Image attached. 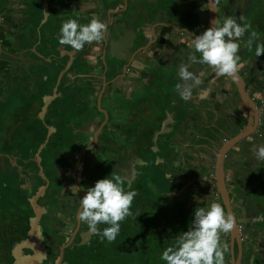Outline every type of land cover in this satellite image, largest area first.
Here are the masks:
<instances>
[{
    "label": "flooded vegetation",
    "instance_id": "obj_1",
    "mask_svg": "<svg viewBox=\"0 0 264 264\" xmlns=\"http://www.w3.org/2000/svg\"><path fill=\"white\" fill-rule=\"evenodd\" d=\"M240 1L242 9H237L235 0H223L222 4L218 2L216 17L223 20L231 16L240 23L251 24L250 31L254 30L260 36L257 43H264V0ZM32 3H29L25 17H31L33 29L17 33L22 34V37L30 36L28 40L20 39L21 43L30 44L29 49L17 52L5 46L0 33V264H13V245L21 246L26 254H32L25 242L28 218L35 216L34 208L39 211V242L45 252L41 264H136L137 260L139 264H155L158 255L153 251L147 253L144 243L148 241V245L153 244L155 247L161 227L167 230L168 239L173 238L176 211L172 206L175 204L164 198L163 194H175V185L187 181L189 176L186 171L180 172L173 167L174 152L170 141L165 150H159L161 155L153 147L158 142L154 144L151 138H160L161 135H156V129L149 126L157 122L166 123L167 119L163 117L161 121L152 108H146L145 103H141L137 94L132 93L130 96L122 88L117 90V94L113 93L112 86L119 89L118 84L125 81L129 67L118 62L117 72L112 62L104 64L102 47L100 58L90 63L100 69L97 82H93L92 78H78L83 71L90 70V64H87L88 61L85 64L78 62L71 53L72 49L59 44L58 29L50 32V35L46 34L50 29L48 24H44L40 30V40H37L34 31L36 4ZM207 3L204 11L207 19L204 24L199 21V11L186 14L185 18L190 21L188 23L173 18L178 25L190 29L192 36L186 33L187 37L192 39L199 28L206 30L209 20ZM57 10L63 11L59 8ZM238 14L239 19L236 16ZM58 16V13L49 16L55 27L60 26L56 24ZM0 18L7 23L8 19ZM26 24H30L29 20H26ZM10 31L4 35H7L11 45L14 38ZM248 35L250 32L245 34L244 39ZM191 39L186 40L180 36L175 39L176 48L170 62L175 64L174 77L178 75L179 65L186 63L188 54H191ZM138 43L137 36L136 48L130 56L139 48ZM64 52L70 53V64L66 69ZM254 55L251 53L248 57L253 59ZM249 58L242 59V66L246 67L247 72L239 69L238 73L248 90L251 87L264 88V73L257 75L259 71H264V54L255 57L256 61ZM161 67L165 68V65ZM199 73L201 71L196 75ZM206 73H202L201 79H205ZM226 79L233 84L228 77ZM213 80L217 81L218 86L214 85L209 91L210 99L219 98V87L223 89L222 79L214 77ZM147 82L148 89V84L152 86L151 82L154 81L148 77ZM204 84L205 80L198 86L200 94L206 90ZM262 98L264 95L259 102L254 100L259 114L263 111L260 104ZM204 111V108L200 111L203 117L206 114ZM37 117L40 120H35ZM168 125L164 128H168ZM218 125L213 128L215 138H219ZM150 167L154 170L152 184L157 187L153 192L162 190L163 193L150 194L157 196L155 203L147 198L143 185L144 178L151 177L146 174ZM113 175H122L125 190L137 191L138 196L132 205L136 219L128 217L121 224L116 240L108 243L90 233L87 225L78 221L76 214L79 199L85 190L94 186L97 180L111 178ZM159 176L163 178V184L156 180ZM205 180L204 175L202 183L205 192H212ZM247 183L248 192L227 191L241 243H251V239H254L251 231L262 228L260 223L264 220V179L256 174L254 180ZM72 186L80 190L76 192ZM200 190L194 189L188 193L204 194ZM216 191L215 184L213 193L217 196L214 200L222 205ZM34 196L35 206L32 203ZM261 196L263 198L259 200ZM165 200L170 203H165ZM166 212L168 217L165 220L168 221L160 222V216ZM106 226L99 225L101 230ZM236 253L234 249V257ZM256 254L255 251L254 255L258 256Z\"/></svg>",
    "mask_w": 264,
    "mask_h": 264
},
{
    "label": "crops",
    "instance_id": "obj_2",
    "mask_svg": "<svg viewBox=\"0 0 264 264\" xmlns=\"http://www.w3.org/2000/svg\"><path fill=\"white\" fill-rule=\"evenodd\" d=\"M41 1L42 0L34 1L36 4L35 16H39V19L42 16V11L40 10L41 6L39 4ZM62 1L66 2V4ZM48 2V10L51 13L56 12L57 8L62 10L66 9L71 12L70 16L67 17L68 19L77 18L82 24L88 23L94 16L98 17L107 25V32H109L111 25L119 21H124L128 28L139 31L137 34L139 48L132 53L128 65H126L129 69L125 81L118 84L119 89H117L115 85L112 86L114 94H117V90L121 88L130 96L132 93L140 95L142 92L149 91L147 89L148 77H150V74L154 73L158 67L164 65L163 63H167L165 69H167L168 72H159L161 75L167 77V80L163 84L164 87H162L164 88V96L161 97L162 99L156 97L153 100H149V102L153 101L157 106L155 109L151 107L155 112V116L160 117L161 121L163 117H166L167 122H157V124L153 123L149 126L156 129V135H161L159 136L160 138L154 136L151 140L154 144L158 142L157 145L153 146L158 151L165 150L170 141L174 152L173 167H176L180 172L186 171L189 176L187 181L185 180V182L181 184L179 182L175 185V194H166L165 196V198H168L176 206L180 205L184 208L180 214V218L178 220L175 219L173 223V238H167L168 232L165 227L160 228V232L157 236L158 241L155 243V246H157L158 249V259L155 258L156 260L154 263L165 264V262L163 261L164 263H162L160 259L162 251L173 244L179 233L184 231L183 228V231L177 233L175 225L176 227L180 225L179 227L182 228L185 227L184 224H186L188 230L194 217L191 218L187 216L186 211H189L193 216L196 207H206L210 202L216 199L215 197L217 194L213 197L205 193L202 176L205 175L207 181L205 180L204 182L209 185V190H214L216 184V157L218 156V152L248 124V111L242 97L238 93L236 85L227 81L226 77H218L219 80L222 79L221 82H223V89L221 86L219 87L220 92H218V94L220 97H215V100L209 98V91L212 90L214 85H217V81L213 80V78L217 76L207 66L201 67L200 64H192L189 67V71L194 74H197L199 71H201L199 75L207 72L205 79L202 78V81L205 80L204 90L206 89L202 94H200L201 89L197 87L193 89L192 96L189 99L183 100L175 91V85L180 82V80L178 75L174 77L173 71L176 70H173V68L175 64L172 63V65L170 63L174 54V49L176 48L174 42L178 36L190 40L191 38L187 37L185 34L188 33L190 36H192V34L190 29L188 30L186 26L178 25V23L174 22L173 18L176 17L188 23L190 21L185 18L187 16L186 14H188L189 11H199L201 16L199 21L204 24L207 19L204 11L208 0L206 2L205 0H119V3L115 0H101V2L100 0H51ZM116 2L117 5H114ZM219 2L222 4L223 0H219ZM235 2L238 4L236 5L237 9H242L243 6L241 1L235 0ZM215 4L217 3L215 2ZM207 6L209 7L208 3ZM28 7L29 0H0V17L2 16L4 19H8L7 23H5V21L3 22L0 18V33L2 34V38H4L5 46H9L17 52H25L26 49L30 47L28 43H21L20 39H22V34H17L22 30V24L26 23L25 16L27 15L26 10ZM103 9H105L104 13L102 11ZM234 13L235 11H233V14ZM178 14L181 16L177 17ZM236 16L239 19V14ZM35 21L37 20L35 19ZM63 22H65V19H58L56 24L62 25ZM262 22L264 24V20H262ZM34 24L37 25L36 22ZM259 25L258 23V26ZM43 27L44 25L40 26V30H42ZM9 29L11 30L10 34H12L11 37L14 38L11 45L8 42L7 35H4V33H8ZM196 31V34L199 35L203 30L199 28V31L198 29ZM141 40L143 44L140 43ZM240 43L241 55L243 56L239 54L241 56L239 69L246 73L247 69L242 66V64H244L242 59L249 58L248 54H255V50L249 52L248 49L243 46V41H240ZM102 46V43L88 44L85 45L82 51H72L71 53L74 54V58L77 59L78 62L80 61L82 64H85V62L88 61L87 64H90L92 61L100 58ZM189 55L190 54H188V56ZM188 56L186 64L189 63ZM255 57L254 55L252 56L253 59H249H251V61H256ZM89 67L90 70L83 71V74L78 75V78L84 80L92 78L93 82L96 83L100 69L92 64H90ZM251 68L254 70L253 67ZM263 73L264 71H259L257 75ZM244 85L252 101L254 102V100H257L259 102V99L264 95L263 86L257 89L251 87L250 90H248L246 84ZM153 87L154 84H152L151 88ZM150 94L157 95V92L154 91ZM206 106L209 108L207 107L206 109ZM202 108H204V112H206L204 117L200 114ZM259 115L260 120L256 122L252 129L248 128L250 131L247 137L231 146V150L228 151L223 160L222 168L227 191L232 190L235 193L238 191L248 192L247 182L250 183V181H253L254 175L260 174L264 179V162L257 161L254 156L256 147L264 144V107L262 114ZM167 124H169L168 128L165 129L164 127ZM216 124L220 126V130L217 132L219 138H215L213 130ZM255 128L256 130L252 132ZM160 151L159 153H161ZM194 189L204 191V194L195 195L188 193L192 192ZM165 221H168V219ZM256 227L257 225L255 228ZM261 227L260 229L257 228L251 231L254 233V239H251V243H241L240 240H238V244L232 243V240H230L232 236L231 233L221 237L223 241L227 242L230 249L229 254L226 255V264H232L231 256L234 249L237 252L236 255L241 251V256L238 257L237 264H249L250 257L255 251L257 252L256 255L259 257L254 255L252 264H264V227ZM259 230L263 231V234L260 233ZM144 246L150 248L153 247V244L148 245V241H145ZM147 253H151V251ZM146 255L149 256L150 254ZM152 256H154V254Z\"/></svg>",
    "mask_w": 264,
    "mask_h": 264
},
{
    "label": "clouds",
    "instance_id": "obj_3",
    "mask_svg": "<svg viewBox=\"0 0 264 264\" xmlns=\"http://www.w3.org/2000/svg\"><path fill=\"white\" fill-rule=\"evenodd\" d=\"M210 10L215 12V8ZM251 27V24L240 23L231 16H226L223 20L215 16L210 27L192 37L189 63L179 65L180 82L175 85V91L181 99H189L193 89L202 83V74L196 75L189 71L190 65H206L217 77L235 78L241 61L240 41H243V46L249 52L255 46L256 57L264 54V43H257L260 36L256 31H250ZM107 31V25L98 17L94 16L84 24L77 18H70L62 23L58 42L79 52L85 45L104 41ZM249 32L250 35L245 40V34ZM254 156L257 161L264 162V144L256 147ZM123 185L122 175L99 179L79 199L76 218L80 223L86 224L88 231L101 241L114 242L120 234L121 224L128 217L136 219L132 205L138 192L125 190ZM72 187L76 192L80 190L77 186ZM193 217L188 230L179 233L173 244L162 251L160 259L165 264H226V255L230 249L221 237L227 236L234 229V215L226 212L219 202L212 201L206 207H196ZM99 225L107 226L101 230Z\"/></svg>",
    "mask_w": 264,
    "mask_h": 264
},
{
    "label": "water",
    "instance_id": "obj_4",
    "mask_svg": "<svg viewBox=\"0 0 264 264\" xmlns=\"http://www.w3.org/2000/svg\"><path fill=\"white\" fill-rule=\"evenodd\" d=\"M35 0H29V3H34ZM51 0H42L40 2V6H41V11H42V16H41V20L38 23V26L34 27V31L37 34L36 36L38 37L37 40H40V26L44 25V24H49L50 29L47 30L46 34L48 33L49 35L51 34L50 32H52L55 29H60V26L55 27L54 22H52L51 20H49V16L53 14V16H56V14L58 13V19H65L68 20L67 17L70 16V11H60L57 10L55 13H51L48 9H49V2ZM114 1V0H111ZM119 3V0H117ZM64 4H66V2L62 1ZM101 2V0H100ZM32 3V4H33ZM117 5V4H116ZM208 5L209 8H215V12L211 11L209 9V20H208V27H210V22L211 20H213L216 16V4L214 0H208ZM103 13L105 11V9L102 10ZM25 20H29L30 24H22V31H29L30 29H33V27H31V20H30V16L25 17ZM26 24V25H25ZM206 28V29H207ZM139 31H136V29H130L127 27L126 22L124 21H119L116 22L114 25L110 26V30L109 32H107V36L106 39L104 41H102V48H103V56H102V60L103 63L106 64L107 61L112 62L111 64L113 65V67L115 68V70L118 72L119 68L116 65L118 62L123 63V65L125 64L124 67H126V65H128V61L130 59V53L133 51L134 48H136L135 42L137 40V34ZM31 32H28V34H30ZM28 37L30 36H23L22 39H26L28 40ZM141 44H143V41H140ZM69 47V46H68ZM69 49H71L69 47ZM63 56L66 58V64H65V69L69 66L70 64V53L69 52H64ZM163 63V62H162ZM164 65H167V63H163ZM114 70V71H115ZM122 70V69H121ZM159 72H168L167 69L162 68V67H158L156 69V71L154 73L150 74L149 80L153 79V84L154 87L151 88V85L148 84V90L149 91H145L140 93V101L141 103H145L146 108H153L155 109V107L157 108V106H154L153 101L149 102L150 99H155L156 97L162 99L161 97L164 96V92H163V88L162 85L165 83V81L167 80V77L165 75H161ZM235 85L237 88L238 93L241 95L242 100L246 106V109L248 111V118H247V126L245 128H243V130L234 138L231 139V141L229 143H226V145L224 146V148L220 149V151L218 152V156L216 157V176H215V181H216V188H217V192L219 193L220 199L222 201V206L225 208L226 212H230L232 213L231 207H230V201H229V196L227 193V189L224 183V175H223V168H222V164H223V160L226 157V154L228 153V151L231 150V146L235 145L237 142H239L240 140H242L243 138L247 137L248 132L250 131L249 129H252L254 127V125L256 124V122L258 121V115H259V110L257 109L256 105L254 104V102L252 101V99L249 97L248 93H247V89L244 85V81L241 78V76L239 75V73L236 74L235 78L232 77H228ZM157 92V95H151V92ZM153 103V104H152ZM38 119L40 120V117L35 118V120ZM249 128V129H248ZM256 130L253 129L252 132H254ZM142 164H145L144 162ZM145 173V172H144ZM143 173V174H144ZM35 198L36 196H34L32 199V203L35 206ZM34 212H35V216L33 217H29L28 218V223H27V239L25 242V246H27L28 248L31 249L32 254H26L22 251V247L21 246H16L13 245L12 246V251H13V264H41L42 260L45 257V252L43 250L42 244L39 242V235H38V215H39V211L34 208ZM233 214V213H232ZM262 220V218H261ZM262 222V221H261ZM238 225L237 222L235 220V227L232 230L231 234V238L230 240H232V243L238 244V240H239V236H238ZM241 256V251L238 252V254L236 255V257H234V255L232 254V264H237L238 262V257ZM254 258V253L251 255L250 257V262L249 264H252Z\"/></svg>",
    "mask_w": 264,
    "mask_h": 264
},
{
    "label": "rangeland",
    "instance_id": "obj_5",
    "mask_svg": "<svg viewBox=\"0 0 264 264\" xmlns=\"http://www.w3.org/2000/svg\"><path fill=\"white\" fill-rule=\"evenodd\" d=\"M40 4V3H39ZM41 10V9H40ZM35 19L38 21V23H39V21L42 19V18H40L39 19V16H35ZM39 19V20H38ZM37 21H35L34 20V22H36L37 23ZM38 23H37V25H35V26H38ZM26 25V24H25ZM34 26V27H35ZM23 29V28H22ZM60 51H61V49H60ZM162 87H164V85H162ZM164 89V88H163ZM154 106H155V104H154ZM147 118V117H146ZM160 155H161V153H159ZM147 169H145V171H146ZM153 168L152 167H150L149 168V172L148 173H146V174H149L151 177H146V178H144V181H143V185H144V189H145V194H148L147 195V198L148 199H150V201L152 202V203H155V199H157V196H153V195H150V194H163L162 193V190L161 191H159L158 193H154L153 191H156V189H157V187H156V185H153L152 184V182H153V180H152V177H154L152 174H153ZM161 179H163L161 176H159V177H157L156 178V180L159 182V183H161V184H163V182H164V180H163V182L161 181ZM155 180V181H156ZM151 187H152V189H151ZM263 188H264V184H263ZM206 194H210V195H212L213 197H215V194H213V190H212V192L211 191H207V192H205ZM162 196V195H161ZM165 196H166V192L163 194V197L165 198ZM262 196L261 197H259V200H262ZM166 202L165 203H170V202H167V200H165ZM163 204V203H162ZM167 205V204H166ZM172 208H175V211H176V214H175V216H176V219L178 220L179 218H180V214L182 213V211H183V207H181L180 205H178V206H172ZM186 213H187V216H189V217H191V218H193V216L189 213V211H186ZM168 216H167V212H166V214L165 215H161V218L159 219L160 221H165V218H167ZM185 225V227H182V228H180L179 226L180 225H177V227H176V225H175V230H176V232L178 233L179 231H183V228H184V231H186L187 230V227H186V224H184ZM260 225H262V226H264V220L260 223ZM144 245H145V243H144ZM146 251L148 252V251H153L156 255H157V252H158V249H157V246H155V247H150V248H146ZM140 257H138V259H139ZM157 259H158V257H157ZM162 263H164L163 261H162ZM136 264H139V260H137L136 261Z\"/></svg>",
    "mask_w": 264,
    "mask_h": 264
},
{
    "label": "built area",
    "instance_id": "obj_6",
    "mask_svg": "<svg viewBox=\"0 0 264 264\" xmlns=\"http://www.w3.org/2000/svg\"><path fill=\"white\" fill-rule=\"evenodd\" d=\"M260 104H261V108H263L264 107V98H262Z\"/></svg>",
    "mask_w": 264,
    "mask_h": 264
}]
</instances>
